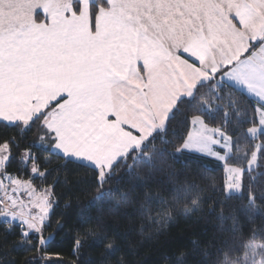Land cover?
I'll use <instances>...</instances> for the list:
<instances>
[{
    "label": "snow or ice",
    "instance_id": "1",
    "mask_svg": "<svg viewBox=\"0 0 264 264\" xmlns=\"http://www.w3.org/2000/svg\"><path fill=\"white\" fill-rule=\"evenodd\" d=\"M0 264H264V0H0Z\"/></svg>",
    "mask_w": 264,
    "mask_h": 264
}]
</instances>
